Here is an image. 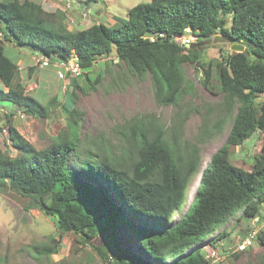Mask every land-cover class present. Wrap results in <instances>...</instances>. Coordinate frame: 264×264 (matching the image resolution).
Wrapping results in <instances>:
<instances>
[{
  "label": "trees",
  "instance_id": "16d2710c",
  "mask_svg": "<svg viewBox=\"0 0 264 264\" xmlns=\"http://www.w3.org/2000/svg\"><path fill=\"white\" fill-rule=\"evenodd\" d=\"M52 17L53 12L37 0H0L4 85L0 105L6 101L29 115L48 114L47 105L26 94L16 80L18 64L6 55L5 41L29 47L51 61L77 54L83 70L70 78L71 103L81 88L78 78L84 75L96 88L109 65L101 67L95 81L87 69L114 51L131 73L150 77L161 104L179 106L186 89L193 88L186 63L204 74L202 83L208 89H213L215 74L217 94L223 99L216 121L205 124L195 141L182 139V125L191 110L183 115L178 111L171 124L154 113L130 118L119 131L125 143L120 151L98 143L82 151L83 118L75 107L64 105L68 129L41 149L13 124L15 113L7 112L9 139L17 154L0 147V192L9 188L29 198L31 208L56 219L61 237L76 233L105 264H212L204 250L194 247L196 243L234 211L241 209L240 221L264 208V145L250 169L231 160L233 147L264 131V100L258 101L264 94V0H150L130 7L126 18L115 17L112 26L101 22L77 30L53 24ZM187 28L197 38L191 46L182 44ZM150 35L156 39L151 41ZM215 35L245 49L222 48L215 66L207 65L200 45ZM228 122L225 141L201 170L200 144L223 131ZM199 173L193 199L174 220L175 213L185 208L189 187ZM226 233L223 230L214 239ZM96 238L101 240L98 245L92 242ZM59 245L60 240L52 238L34 250L50 256L58 253ZM256 245L264 246V237L250 248ZM246 264H264V252Z\"/></svg>",
  "mask_w": 264,
  "mask_h": 264
},
{
  "label": "rangeland",
  "instance_id": "374dc122",
  "mask_svg": "<svg viewBox=\"0 0 264 264\" xmlns=\"http://www.w3.org/2000/svg\"><path fill=\"white\" fill-rule=\"evenodd\" d=\"M37 1L43 3L46 10L53 12V24L61 23L69 29L77 30L101 22L112 26L116 22L114 16L126 18L130 7L150 0H99L90 5H87L85 0ZM196 39V36L192 35L191 43H196ZM4 46L6 55L18 64L16 80L25 86L26 94L48 108L47 115L33 116L16 106H11L9 102H1L0 147L12 155L17 154V150L9 139L7 112L15 113L11 116L13 124L36 148L41 149L49 145L52 138L61 130L68 129L64 105L75 107L82 113L83 118L82 151L88 144L95 148L96 143L120 151L125 143L119 131L124 129L130 118L154 113L163 122L171 124L178 111L182 113L191 110L182 125V139L195 141L201 135L205 124L212 125L216 121L219 104L223 99L217 94L218 80L215 74L211 79L213 89H208L202 83L204 74L186 63L185 73L193 88L186 89L179 106L161 104L155 96L150 77H138L131 73L126 63L120 61L114 51L109 56L98 57L95 64L87 69L90 79L95 81L101 67L104 64L109 65V72L97 83L96 88L92 87V82H88L84 75L78 78L81 88L75 90V102L71 103L69 95L71 76L60 78L54 65L42 66L38 61L42 55L29 47H20L11 41H5ZM200 48L203 51L204 62L213 67L221 59L222 48L229 52L233 51L231 45L218 35L204 39ZM0 86L4 88L2 82ZM263 100L264 94L258 98V101ZM230 126L231 122H228L223 131L213 138L207 137L200 144L201 170L212 153L225 141ZM263 145L264 131L255 132L245 143L233 147L232 162L250 169ZM73 161L75 160L72 158ZM200 175L201 173L197 174L190 185L185 208L175 213L174 220L181 216L193 199ZM240 213L241 209L223 218L214 231L204 235L194 246L201 251L204 250L209 257L212 256L213 250H216V257H210L212 264H246L249 259L256 262L258 254L264 252V246L260 245L253 246L238 257L231 252L230 246L234 245L239 236H243L250 222V218L238 221L240 217L238 219L235 217ZM223 230L227 231L226 235L214 239ZM52 238L60 240L58 253L50 256L35 253L34 246L50 243ZM209 238L211 241H208ZM92 242L98 245L101 240L96 238ZM126 243L130 248H135L133 241L126 240ZM187 252L188 250H185V253ZM169 262L172 263L173 260L170 259ZM0 264H105V262L91 245L81 242L76 233L67 232L61 237L54 217L44 214L37 208H31L29 198L7 188L0 192Z\"/></svg>",
  "mask_w": 264,
  "mask_h": 264
},
{
  "label": "built area",
  "instance_id": "2783aa9c",
  "mask_svg": "<svg viewBox=\"0 0 264 264\" xmlns=\"http://www.w3.org/2000/svg\"><path fill=\"white\" fill-rule=\"evenodd\" d=\"M190 29L187 28V33L183 35V45L189 46L191 43L192 34L189 33ZM0 38H2V32L0 31ZM151 41L156 39L155 35L149 36ZM38 61L42 66L54 65L57 68L58 76L60 78H65L67 76L76 77L82 74V67L80 64V58L77 54H72L67 58H56L51 62L49 57L41 56ZM241 214H238L235 218L238 219ZM233 219V218H232ZM259 236L264 237V208L260 212L254 214L250 217V222L245 234L230 246L232 253L243 252L249 249L259 238ZM212 256L216 257V250H213Z\"/></svg>",
  "mask_w": 264,
  "mask_h": 264
},
{
  "label": "water",
  "instance_id": "95a60500",
  "mask_svg": "<svg viewBox=\"0 0 264 264\" xmlns=\"http://www.w3.org/2000/svg\"><path fill=\"white\" fill-rule=\"evenodd\" d=\"M231 47L233 50H239V51H243L245 49V46L240 43H233Z\"/></svg>",
  "mask_w": 264,
  "mask_h": 264
},
{
  "label": "clouds",
  "instance_id": "9594fccd",
  "mask_svg": "<svg viewBox=\"0 0 264 264\" xmlns=\"http://www.w3.org/2000/svg\"><path fill=\"white\" fill-rule=\"evenodd\" d=\"M240 214H241V213H240ZM240 216H241V215H240ZM226 227H227V225H226ZM226 227H225V228H226ZM244 234H245V233H244ZM244 234H243V235H244ZM240 238H241V237H240ZM238 240H239V239H238ZM236 242H237V241H236ZM236 242H235V243H236ZM247 250H248V249H247Z\"/></svg>",
  "mask_w": 264,
  "mask_h": 264
},
{
  "label": "crops",
  "instance_id": "0c3cea01",
  "mask_svg": "<svg viewBox=\"0 0 264 264\" xmlns=\"http://www.w3.org/2000/svg\"><path fill=\"white\" fill-rule=\"evenodd\" d=\"M130 9V8H129ZM114 18H115V16H114ZM116 20V19H115ZM1 83V82H0Z\"/></svg>",
  "mask_w": 264,
  "mask_h": 264
}]
</instances>
